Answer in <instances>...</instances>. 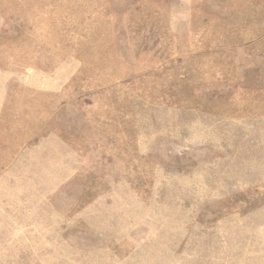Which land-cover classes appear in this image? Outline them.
<instances>
[{
    "label": "rangeland",
    "instance_id": "374dc122",
    "mask_svg": "<svg viewBox=\"0 0 264 264\" xmlns=\"http://www.w3.org/2000/svg\"><path fill=\"white\" fill-rule=\"evenodd\" d=\"M0 264H264V0H0Z\"/></svg>",
    "mask_w": 264,
    "mask_h": 264
}]
</instances>
